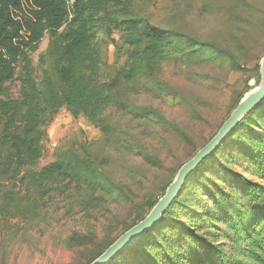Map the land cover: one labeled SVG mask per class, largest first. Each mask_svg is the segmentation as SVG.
Wrapping results in <instances>:
<instances>
[{
    "label": "rangeland",
    "instance_id": "1",
    "mask_svg": "<svg viewBox=\"0 0 264 264\" xmlns=\"http://www.w3.org/2000/svg\"><path fill=\"white\" fill-rule=\"evenodd\" d=\"M125 8L183 44H213L227 55L205 62L189 59V49L172 47L159 77L144 75L132 90L117 89L101 128L62 109L45 127L43 156L33 170L73 157L90 159L128 197L98 200L81 181L34 188L25 173L0 178V264H88L148 202L161 198L238 101L258 87L264 0H134ZM51 41L45 34L29 53L37 82L44 73L56 78ZM94 44L103 60L100 80L108 83L124 64L122 35L101 27ZM19 86L17 79L7 84L14 97ZM151 114L156 119L149 120ZM232 169L243 172L238 164ZM217 172L216 166L211 180H219Z\"/></svg>",
    "mask_w": 264,
    "mask_h": 264
},
{
    "label": "trees",
    "instance_id": "2",
    "mask_svg": "<svg viewBox=\"0 0 264 264\" xmlns=\"http://www.w3.org/2000/svg\"><path fill=\"white\" fill-rule=\"evenodd\" d=\"M133 1L0 0V178L25 173L34 188L81 181L90 185L98 200L128 197L90 159L73 157L37 172L33 168L43 156L45 127L62 109L101 128L117 89L132 90L144 75L159 77L172 47L189 49V59L214 63L225 59L226 52L217 45L183 44L136 17L125 8ZM101 27L109 34L118 31L126 48L124 64L108 83L100 80L103 60L94 44ZM45 34L52 40L56 78L44 73L37 82L29 53ZM15 79L20 83L18 97L7 87ZM260 80L258 74V86ZM132 114L137 117V112ZM148 117L156 119L154 114ZM237 164L243 172L232 169ZM216 166L219 180H211L213 174L208 175ZM255 178L264 181V103L188 176L160 223L110 264H264V185ZM161 198L148 202L88 264L142 222Z\"/></svg>",
    "mask_w": 264,
    "mask_h": 264
},
{
    "label": "water",
    "instance_id": "3",
    "mask_svg": "<svg viewBox=\"0 0 264 264\" xmlns=\"http://www.w3.org/2000/svg\"><path fill=\"white\" fill-rule=\"evenodd\" d=\"M263 103L264 58L261 63V80L259 86L244 96L215 137L205 147L198 151L191 160L182 166L175 180L168 187L165 195L159 200L150 214L142 222L123 234L112 246H110L91 264H110L122 252L132 246V244H134L138 239L157 226L160 223L163 214L179 196L188 176L192 174L204 160L214 153V151L246 116Z\"/></svg>",
    "mask_w": 264,
    "mask_h": 264
}]
</instances>
